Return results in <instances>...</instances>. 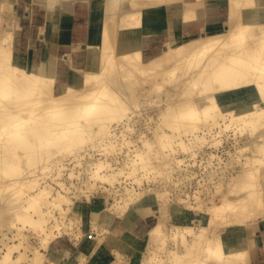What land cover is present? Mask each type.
<instances>
[{
	"label": "bare ground",
	"instance_id": "6f19581e",
	"mask_svg": "<svg viewBox=\"0 0 264 264\" xmlns=\"http://www.w3.org/2000/svg\"><path fill=\"white\" fill-rule=\"evenodd\" d=\"M33 2L46 10H51L56 5L72 7L79 2L90 3L91 0H33ZM258 5V0H228L226 29L181 38L182 24L202 22L208 17L207 0H103L100 67L96 72H85L81 82L77 84L74 81L62 82L58 80L56 74L49 73L46 69L36 71L25 67L23 58L15 55V28L19 24L13 5L7 3V0H0V183L3 181L2 177L6 179L9 177L8 181L0 186V200L4 201L5 206L8 204L10 207L12 201L8 199V192L11 187L14 188L17 196L25 191V187L38 186L39 181L46 178L45 171L50 169V165L46 162L56 159L55 154L76 150L77 145L79 146L84 138L82 133L88 134L91 139L98 137L99 133L98 143L110 146L112 139L118 137L110 130L111 122H121L127 116L126 110L130 109L128 107L130 101L136 102V97L138 98L141 92L145 93L142 87L153 85L146 94L154 93L160 98H167L166 101H162L164 107L159 105L160 110L163 109L164 116H170L168 121L170 123L167 122L169 128L175 129V126L182 125L178 130L176 127L178 137L185 131H191L190 136L196 139L195 143H197V140H202L206 135L211 136L208 138H215L225 128L230 127L237 128L249 137L259 134V139L253 143V146L241 149V151L250 149L253 155L246 161L248 168L245 174L227 181L229 190L234 194L244 193L234 196L235 202L232 200V203H228V200L224 206L214 203L206 212L209 215L207 220L201 221L202 230L198 234H195L193 227H188L190 234L195 237L191 241L184 237L180 240L186 250L182 254L173 251L172 264H252L250 245L256 243L258 229L255 228L257 226L259 228L264 220V183L262 182L264 173L259 171L264 163V20H259L249 13L250 9L257 8ZM165 7L171 10L168 22L170 38L164 43L162 52L157 54V52H144L141 49L120 54L117 49L119 34L124 30L141 28L146 10ZM4 8L6 10H3ZM50 28L51 26L48 25L43 31L49 35ZM253 30L254 32H251ZM257 30H261L262 34L255 33ZM101 71L108 72L112 78L108 80L100 107L96 110L91 123L87 126L79 125L84 120V115L90 112L104 87L97 81V84L94 83ZM117 73L123 78L120 81L114 78L118 76ZM166 76L167 79L175 76L174 79L171 78L176 81L169 93L163 92L162 85L165 82H159L160 77L163 79ZM11 82H15L14 85H11ZM94 86L95 89L89 90ZM244 89L248 92L244 93ZM73 92L76 93V98L68 100V95ZM34 95L37 97L33 98ZM247 96H255L258 99L245 102ZM150 100L155 101V98L151 97ZM133 112L139 113L136 110ZM105 117L106 120L103 119ZM203 123L208 128L205 135L194 133ZM183 124L190 129H180L183 128ZM55 125H58L64 133L61 139L54 137L56 130L51 127ZM77 126L81 128L80 134L76 132ZM216 128L220 131H216ZM164 131L159 141H156L160 142L163 149L169 145L168 140L175 139L173 135L170 136L166 130ZM143 134L141 137H144ZM154 143L155 141L148 139L144 141L145 146L149 147L147 152H151V146L155 147ZM180 144L185 145L183 142ZM137 155L141 161L137 162L138 164L131 163L132 170H148L149 165H146L147 162L145 163L146 160L143 159L145 154L137 153ZM146 157L148 158L147 155ZM147 160L151 161L150 157ZM132 161L135 160L131 159ZM253 161H258L260 164L256 166ZM97 164L99 170H96L95 174H99L103 167L102 162ZM62 167H64L63 163L59 169H56L59 170L57 171L59 174ZM26 173H29L30 178L24 180L25 176L22 175ZM222 185L224 184L220 186ZM45 187L17 206L14 213H16L15 219L35 224L49 237L55 233L46 229L45 216L51 213L52 209L61 206L63 197L61 194L50 196L49 186L45 185ZM158 197L162 200V196ZM133 198L126 199L121 210L124 213L130 208L128 214L126 213L128 216L125 214L123 218L124 227L130 226L128 217L131 219L132 214L137 211V204L144 201L137 203V199L134 202ZM47 199V210H44L41 203ZM164 203L163 200V207ZM5 210L6 207L0 206V224H6ZM59 210L61 217H64L66 210L62 208ZM106 212L113 214L111 204ZM115 220L112 229L118 223ZM256 220L259 221V225L255 222L257 226L249 228V221ZM161 224V221H158L149 229L148 234L163 236ZM211 224L213 228L209 227ZM110 228H108L109 232H111ZM120 228L123 229L122 226ZM59 230L62 232L60 226ZM132 233L136 235L133 229ZM45 240L51 242L49 239ZM8 249L11 250L6 253L2 264L15 262V257L12 255L13 248ZM34 252L37 254V250ZM62 255L65 258L68 252H63ZM76 256L66 264H81V259H77ZM20 257L24 258L25 254L21 253ZM53 258L54 260L49 264H59L58 257ZM116 260L120 261L119 258ZM42 261V259L36 260L33 264H40Z\"/></svg>",
	"mask_w": 264,
	"mask_h": 264
},
{
	"label": "rangeland",
	"instance_id": "374dc122",
	"mask_svg": "<svg viewBox=\"0 0 264 264\" xmlns=\"http://www.w3.org/2000/svg\"><path fill=\"white\" fill-rule=\"evenodd\" d=\"M36 6L38 8H44L39 5ZM3 10L6 9L4 8ZM9 31L11 30L9 29ZM251 32H254V30ZM255 33L262 34V31L257 30ZM164 45V42L160 43L157 54L162 52L165 47ZM117 75L114 77L115 79L119 81L123 79L119 73ZM110 77L112 78V75L110 76L108 72L102 71L97 76L94 83L97 84L98 82L99 85L104 87L92 105L90 112L86 116L84 115V120L79 125L87 126L91 123L96 110L100 107L101 99L104 96ZM171 77H168V79L167 76L163 79L161 77L159 78V82H165L162 85L164 91H161H167L169 93V90H172L176 81L173 80L175 76L173 79ZM14 83L11 82V85H14ZM151 86L153 85L143 86L142 90L145 93L140 90L141 93L138 98L136 97V102L130 101L128 104L130 109L126 110L127 116L121 122H111L110 125L113 130H110L112 133L114 132L113 134L116 133L118 137L112 139V143H109L111 144L110 146L107 147L98 143L99 133L98 137L93 139L89 138L88 134L82 133L85 141L82 139V143H79V146L77 145L76 150L73 149L74 151L72 152L69 150L58 153L57 155L55 154L54 157L57 160L54 159L46 162L50 165V169L45 171L48 175L46 173V178L42 179V181L40 180L38 186L25 187V193H20L21 195L17 194V196L15 195L16 193L13 187L9 189L8 199L12 201L10 207L8 204L5 206L4 201L0 200V206L6 207L5 218L7 219L6 224H0V264H2L6 253L11 250L8 248H13L12 255L15 257V262L12 264H33L34 261L40 259L43 260L40 264H49V262L54 260L53 257H58L60 260L59 264H66L75 255H77V259H81V264H88L86 254L82 251L77 253L76 250V243H78L85 231L83 228V218L76 213L75 207L82 206L83 203L98 198L106 202L107 208L111 204V212L120 218V221H117L118 223L115 225L116 227L114 229L112 227L110 228V235L119 238L120 246L125 243H130L131 247L135 250L133 251L135 252L134 257L124 256L119 250L116 251L115 261L112 264H172L171 255H173V251L182 254L186 250L180 240H183L184 237L186 240L191 241L195 237V235L190 234L191 232L188 231V227H193L195 234H198L202 230L201 221L209 216L206 212L214 203L224 206L228 200V203H232V200L235 202V199H233L235 198L234 196H240L244 193L234 194L229 190L227 181L229 182V179L235 176H243L245 174L248 168L246 161L253 155L251 153L252 150L247 149L241 151V149L243 147L253 146V143L259 139V134L249 137L247 134H242L237 128L230 127L225 128L215 138H208L211 136H204L208 128L203 123L200 126L201 128H198L194 132L204 136L202 140H197V143H195L196 139L190 136L191 131H185L178 137L176 132L182 125L175 126V129L168 127L167 122L170 121V116H164L162 114L163 109L162 111L160 110L162 106H165L162 101H166L167 98H160L154 93L151 95L146 94V91H149ZM136 87L140 89L139 86ZM91 89H95V86L89 90ZM246 92L248 91L244 89V93ZM36 97L35 95L33 96V98ZM151 97L155 98V101H151ZM75 98V92L68 95V100ZM256 99L258 98L255 96H247L244 101L249 102L255 101ZM133 110L139 111L141 114L138 115L139 113H134ZM103 119L106 120V117ZM51 128L56 130L54 132L55 138L61 139L64 136V133L61 132V128L58 125ZM75 129L80 134L81 128L77 126ZM180 129L189 130L190 128L184 127L183 124V128ZM164 130L170 136L173 135L175 139L168 140V148L164 147L163 149L160 142L156 141H159V137L165 132ZM218 130L220 131L219 128H216V131ZM142 133L145 134H143L144 137H141ZM147 139L149 141H155L156 143H154L155 147H150L151 152H147L149 147H146L144 144V141ZM181 142L187 148H185V145L180 144ZM137 153L145 154L143 155L145 156L143 159L144 161L146 160V165H149V167L147 166L148 170H132V164L141 161V158L137 157ZM146 155L148 158L150 157L151 161L147 160ZM131 159L135 161L131 162ZM148 161L150 164H148ZM99 162H102L103 167L100 169L99 174H95L94 172L99 170L97 164ZM62 163L64 167H62V171L59 174L57 172L59 170L56 169H59ZM253 163L256 166L260 164L258 161H253ZM56 166L59 167L57 168ZM259 171L260 173H264V163L261 165V170ZM22 176H25L24 180L30 178L29 173ZM8 178L2 177L3 181L0 183V186L4 182H7ZM262 182L264 183V180ZM219 184L224 185L220 186ZM45 185L49 186L48 190L51 191L50 196L61 194L63 197L61 206L52 209L50 211L51 213H49L51 215L47 213L45 216L47 220V222L46 220L44 222L46 229L55 233L49 237L35 224H30L29 222L24 223L22 220L15 219L16 213H14L17 206L26 202L27 198L31 195L45 189ZM13 196L16 197L13 198ZM158 196H162V200ZM130 198H133L134 202L137 199V203L146 198H155L159 203L162 201L160 207H163L164 200V209L161 208L158 215V218L160 217L158 221L162 223L161 233L163 236L149 235L148 230L145 236L138 238V236L132 233L130 226L124 227L122 225L123 218L130 208L124 213L121 210L125 205L124 201ZM47 202L48 199L41 203L42 209L47 210ZM134 202H131V204ZM173 206H177L179 210L188 213L190 218H192L191 222L181 226L168 225L169 218L172 216L171 210ZM59 208L66 210L64 217H61L59 214ZM127 214L126 216H128ZM135 216L136 214L133 213L132 218L129 219L128 217V220L134 223L135 219L133 217ZM37 218L36 216L35 219ZM255 222L257 224L259 223L257 220L249 221V228L257 226ZM58 224L62 228V232L59 230ZM121 226L123 229L120 228ZM209 227L213 228V225L211 224ZM255 229H258V226ZM119 230L121 231L118 233ZM252 238L254 239L253 236ZM45 239H49L51 242ZM135 248L137 249V253ZM34 250H37V254H35ZM102 251H105V253ZM63 252H68V256L63 258ZM21 253L25 254L24 258L20 257ZM99 254L101 255L100 264H110V253L106 247H103ZM116 258H119L120 261L117 262ZM150 258H152V261L150 260L151 262L149 263ZM95 262L90 261V264H95Z\"/></svg>",
	"mask_w": 264,
	"mask_h": 264
},
{
	"label": "crops",
	"instance_id": "0c3cea01",
	"mask_svg": "<svg viewBox=\"0 0 264 264\" xmlns=\"http://www.w3.org/2000/svg\"><path fill=\"white\" fill-rule=\"evenodd\" d=\"M8 1L13 5L19 24L15 28V55L23 58L27 69L36 71L46 69L49 73L56 74L55 76L62 82L74 81L77 84L81 82L85 72L99 70L102 55L100 46L104 16L103 0H91L86 4L79 2L72 7L56 5L51 10L38 8L33 0ZM227 1L207 0L208 17L202 22L182 24L181 38L226 29L228 27ZM258 2V7L250 9L249 13L259 20H264V0H258ZM170 16L169 7L146 10L141 28L124 30L119 34L118 52L125 54L141 49L144 52H157L160 43H165L170 38L168 23ZM48 25L51 26L49 35L44 32ZM107 209L106 202L101 198L92 199L90 202L83 203L82 206L75 207L76 213L83 218L85 231L76 243V250L77 253L82 251L86 254L88 264L90 261L100 264L99 253L103 247L109 250L110 264L115 261L118 250L124 256L134 257L135 250L130 243L120 246L119 238L110 235L108 228L112 226L115 219L120 221V218L116 214H107ZM159 212L160 203L155 198H146L137 204L135 222L130 223V228L136 232L138 238L145 236V233L158 223ZM171 212L172 216L169 218L168 225H186L192 220L188 213L179 210L177 206H173ZM263 235L264 224L262 223L257 231L256 243L250 245L252 264H264ZM102 252L105 253V251Z\"/></svg>",
	"mask_w": 264,
	"mask_h": 264
}]
</instances>
